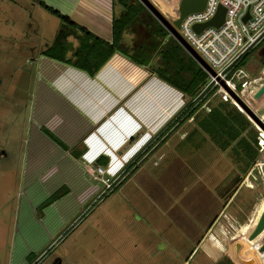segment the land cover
<instances>
[{
    "label": "rangeland",
    "instance_id": "374dc122",
    "mask_svg": "<svg viewBox=\"0 0 264 264\" xmlns=\"http://www.w3.org/2000/svg\"><path fill=\"white\" fill-rule=\"evenodd\" d=\"M114 6L113 14L118 15L120 8ZM110 7L109 1V13L112 11ZM59 24L57 17L32 0H0V264H32L33 258L34 264H56L57 257L60 258L59 264H243L235 256L233 243L237 240L236 235L249 231L251 219L259 213V206L264 202V193L261 195L259 192L254 200H250L256 190L248 191L241 187L252 183L261 169L255 170L243 183L237 179L232 184L236 186L233 188L236 194L234 201L223 206L224 200L212 198L203 186L193 184L191 177L180 181L167 178L169 169L172 170L171 164L178 172L182 171V161L177 160L171 163L161 161L155 167L153 160H149L142 172H137L112 192H102L103 185L99 180L85 171L88 181L98 185L85 216L59 241L55 239L52 244L47 240L41 241L44 249L54 244L52 251L45 254L44 250L36 249L26 258L28 251L35 248L31 233L40 218L39 212H42V208L36 205L30 221H27L22 208L24 205H19L25 174L30 168L27 157L29 129L38 100V80L42 78L37 58L53 40ZM167 33L182 46L169 31ZM70 41L76 45V41L71 38ZM262 46L257 45L243 65L248 79L262 68ZM239 83H235L238 94ZM211 85L216 88L198 111L222 108L215 124L227 137L223 136L226 143H230L229 148L235 147L241 152L238 161L239 156L235 157L234 151L229 152L233 161H230L232 157L228 160L227 152L224 161L216 166L220 172L226 168L229 181L235 171L242 176L254 163L252 157L257 151L250 152V149L253 142L263 135L255 124L247 126L233 115L243 111L227 92L222 91L219 82ZM211 85L209 90L213 88ZM246 93L249 97L248 90ZM252 104L258 105L255 101ZM209 113L213 115V111ZM198 114L203 115L201 112ZM228 118L239 124L237 136L232 140L233 132L223 122ZM246 148L249 149L245 151ZM82 164L86 165V162ZM151 171L155 172L153 180L149 177ZM160 181L169 186L168 194L158 193L155 184L161 192ZM154 194L163 198L162 203L161 199L158 200L162 205L157 203ZM175 195L177 205H170ZM220 210L221 218L210 223ZM222 219L225 225H222ZM39 227L48 228L47 222L41 219ZM241 228L243 231L238 233ZM239 254L243 258L254 257L245 244Z\"/></svg>",
    "mask_w": 264,
    "mask_h": 264
},
{
    "label": "crops",
    "instance_id": "0c3cea01",
    "mask_svg": "<svg viewBox=\"0 0 264 264\" xmlns=\"http://www.w3.org/2000/svg\"><path fill=\"white\" fill-rule=\"evenodd\" d=\"M32 1L38 7V1H43L95 35L111 40L113 0ZM109 1L112 4L110 13ZM126 39H129L128 35ZM37 60L42 78L38 80V100L29 129L27 157L30 168L25 174L19 205H24L27 221H30L36 205L42 208V212H39L40 218L31 233L35 248L28 251L26 258L36 249L44 250L45 254L52 251L54 244H51L55 239L57 242L65 236L92 205L90 201L94 199L98 185L88 181L84 174L86 165L82 162L93 161L107 168L109 174L116 175L120 172L126 174L127 165L144 158L127 181L142 172L149 160H153L154 167L161 161H182V171L178 172L171 164L172 170L169 169L167 178L180 181L189 176L193 184L203 186L212 198L224 200L223 206L228 204L236 187L232 184L241 174L235 171L228 181L226 168L220 172L216 166L224 161L227 152L230 157L226 158L232 157L230 161L233 156L229 152L234 151L233 155L239 156L236 161L240 160L241 152L235 147L229 148L230 143H226L225 135L214 124L210 109L198 111V107L169 133L175 118L194 99L188 101L181 91L148 66L139 65L118 52L94 75L41 54ZM200 112L202 116L198 114ZM154 174L153 171L149 173L151 180ZM160 183L161 192L155 184L158 193L168 194L169 186ZM228 188H231L229 192ZM57 192L59 195L45 204ZM143 193L146 192L143 190ZM178 195L180 197L181 193ZM173 197L169 204L177 205L178 198ZM154 198L162 205L163 198L155 194ZM220 213L221 210L210 223L216 221ZM41 219L47 222L48 228L39 227ZM222 225H225L223 219ZM242 231L243 228L238 233ZM45 240L51 244L44 249L41 241L44 243ZM55 262L59 264L60 258L57 257Z\"/></svg>",
    "mask_w": 264,
    "mask_h": 264
},
{
    "label": "trees",
    "instance_id": "16d2710c",
    "mask_svg": "<svg viewBox=\"0 0 264 264\" xmlns=\"http://www.w3.org/2000/svg\"><path fill=\"white\" fill-rule=\"evenodd\" d=\"M112 4L113 6L117 5L120 11L118 15L113 14L111 22V40L106 41L57 9L47 5L43 1H38L39 7L47 10L60 20L59 27L53 40L41 50L40 54L83 70L89 75H94L116 52L139 65L148 66L157 76L181 91L188 98V101L194 99L188 102L182 113L175 118L172 123L173 125H171V127L173 126L174 128L172 127L169 132L171 133L177 126L186 121L193 114L216 87L209 90V76L205 70L200 67L175 39L168 35L165 28L139 0H113ZM127 35L129 37L128 40L126 39ZM70 38L76 41V45L72 44ZM250 53L251 52L247 53L241 59L237 67H241L245 64ZM262 67H264L263 59ZM220 109L222 108L215 107L211 110L213 111L211 118H214V124L217 116L221 113L219 111ZM233 115L237 116V119L247 124V126L252 123V121L250 119L248 120L242 113ZM229 120V118L226 120L224 119L223 122L224 125L233 132V136L230 138V140H232L237 136L239 127L233 129L228 125ZM234 121L238 124L236 120ZM228 133L227 131V134ZM55 140L60 142L58 139ZM255 142L256 141H254L253 144H255ZM148 148L149 147H147L146 151ZM248 149L246 148L244 150L247 151ZM259 151H261V149L257 150L253 157H256ZM262 151L264 152V148ZM143 160L144 158H140L137 163L132 162L127 165V173L123 175V178L110 192L118 188V186L137 169L138 165ZM252 161L254 162V160ZM58 195V192L55 193L47 199L45 204L51 202ZM218 264L232 263L222 262Z\"/></svg>",
    "mask_w": 264,
    "mask_h": 264
},
{
    "label": "built area",
    "instance_id": "2783aa9c",
    "mask_svg": "<svg viewBox=\"0 0 264 264\" xmlns=\"http://www.w3.org/2000/svg\"><path fill=\"white\" fill-rule=\"evenodd\" d=\"M150 1L167 21L170 20L169 22L175 27L178 35L183 41L199 56L205 65L214 72V75H211L204 69L209 76L208 84L211 85L212 82L220 83L223 81L225 86L236 93L264 125V113H258V111L264 107V92L257 99L253 97L257 89L264 84V67L250 79H248V75L243 70V66L237 67V64L247 53L251 52L257 45H264V0H205L204 7L201 10L186 14L181 19L178 27L173 24V21L179 16L178 7L181 0ZM219 6L225 9L223 21L219 26H205L199 32H195L192 29V25L205 23L212 19ZM245 16H247V18L244 20L243 18ZM252 71L255 70L252 68ZM237 81L240 82V85H238L240 94L236 92L237 85L235 83ZM211 87L213 86L211 85ZM221 87L223 88L222 91L224 93L227 92L229 98L235 102L229 92L222 85ZM246 90H248L249 97L247 93L245 94ZM223 98L226 99L224 96ZM252 101H255L258 105H253ZM251 121L257 127H260L252 119ZM260 129L263 137L257 139L255 143L260 140H263V142L257 150H263L264 148V129L261 127ZM262 150L260 154L253 157L254 163L246 169L244 174L239 177L238 181H241L240 178H243L250 169H253L252 174L255 170H261H259L257 177L252 183L241 188L254 191V189L256 190L264 184V152ZM85 170L86 173L98 179L103 185L102 192H110L123 178L122 172L111 175L107 168L93 161H88L86 163ZM248 178H246V180ZM263 193L264 189L261 195ZM234 194L229 198L228 204H230V201H234L236 196V194ZM259 207V213L251 219L252 226L248 229L249 231L244 235H236V239L238 241L240 240L241 248L245 244V247L254 255L253 259L255 264H264V249L261 250V247L264 245V225L253 238L249 239V234L256 225L264 207V202ZM250 258L251 257L243 259Z\"/></svg>",
    "mask_w": 264,
    "mask_h": 264
},
{
    "label": "water",
    "instance_id": "95a60500",
    "mask_svg": "<svg viewBox=\"0 0 264 264\" xmlns=\"http://www.w3.org/2000/svg\"><path fill=\"white\" fill-rule=\"evenodd\" d=\"M139 1L156 18V20L159 23H161L167 29V31H169V33H171L179 41V43H181L183 45V48L189 53V55H191L199 63V65L203 69L208 71L211 75H214V72L211 69H209L205 65V63L199 58V56L183 41V39L178 35L175 27L162 16V14L157 10V8L151 3L150 0H139ZM204 4H205V0H181L179 7H178L179 16L177 19H175L173 21V24L176 27H178L181 19L186 14H188L189 12L201 10L204 7ZM224 12H225L224 7L219 6L216 14L214 15V17L212 19H210L208 22H205V23L192 25V29L195 32H199L205 26H219L221 24V22L223 21ZM246 18H247V16H245L243 19L245 20ZM261 55H262V59L264 60V45L261 48ZM220 83L229 92V94L232 96L233 100H235V102L242 108V110L254 122H256L262 129H264V125L260 122L257 115L255 113H253V111L239 98V96L236 93H234L232 90H230L227 86H225L223 81H221ZM263 92H264V84L257 89V91L254 93L253 97L255 99L259 98ZM258 113L263 114L264 113V107L261 108L258 111ZM228 125H230L233 129H237L239 127V125L233 119H230L228 121ZM262 142H263V140H260L257 143H255L252 146V148L250 149V152L256 151L259 148V146L262 144ZM252 172H253V169H250L245 174V176L242 178L241 182H244L246 180V178H248L252 174ZM263 189H264V184L256 189V191L250 197V200H254V198L257 197V194L259 192H262ZM263 225H264V207H263L261 214H260V216L256 222L255 227L252 229V231L249 234V239L253 238L262 229ZM233 245H234L235 256L241 263H243V264H255V261L253 258L243 259L240 256L239 250L241 248V243L238 240L234 241ZM263 249H264V245L261 247V250H263Z\"/></svg>",
    "mask_w": 264,
    "mask_h": 264
},
{
    "label": "bare ground",
    "instance_id": "6f19581e",
    "mask_svg": "<svg viewBox=\"0 0 264 264\" xmlns=\"http://www.w3.org/2000/svg\"><path fill=\"white\" fill-rule=\"evenodd\" d=\"M237 104V103H236ZM238 105V104H237ZM239 106V105H238ZM240 107V106H239ZM240 109L242 110V108L240 107ZM246 114V113H245ZM247 115V114H246ZM248 116V115H247ZM259 129H260V127H259ZM261 130V129H260ZM262 150V149H261Z\"/></svg>",
    "mask_w": 264,
    "mask_h": 264
},
{
    "label": "clouds",
    "instance_id": "9594fccd",
    "mask_svg": "<svg viewBox=\"0 0 264 264\" xmlns=\"http://www.w3.org/2000/svg\"><path fill=\"white\" fill-rule=\"evenodd\" d=\"M102 166V165H101Z\"/></svg>",
    "mask_w": 264,
    "mask_h": 264
}]
</instances>
